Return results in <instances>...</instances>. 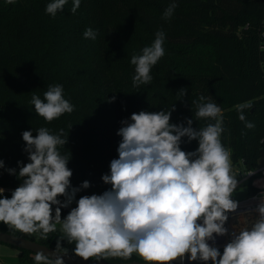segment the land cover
<instances>
[{
	"label": "trees",
	"instance_id": "trees-1",
	"mask_svg": "<svg viewBox=\"0 0 264 264\" xmlns=\"http://www.w3.org/2000/svg\"><path fill=\"white\" fill-rule=\"evenodd\" d=\"M50 2L0 0V186L17 188L23 182L7 169L18 174V162H29L24 131L35 136L40 127L53 134L63 129L67 143L59 151L70 157V185L90 183L76 193L70 208L61 209L63 219L82 196L111 189L102 176L119 158L122 137L117 132L123 120L174 106L171 123L187 126L188 118L194 128L204 127L214 121L196 119L194 101L200 96L222 109L221 140L231 149L232 163L249 169L259 165L264 151V0H175L168 19L163 13L173 0H81L75 14L70 11L73 0H67L55 17L46 13ZM89 28L95 39L84 37ZM160 30L165 55L153 66L152 81L133 87L131 57L142 54ZM56 84L63 86L74 110L46 122L30 101L33 94L43 99L48 86ZM242 103L251 104L244 114L255 125L252 129L238 118L236 105ZM197 147L198 141L182 138L183 151ZM0 230L55 248L61 235L58 228L48 239L39 233L27 236L2 222ZM61 246L74 253V243L63 239ZM19 250L21 264H36L35 253ZM135 259L141 258L133 254Z\"/></svg>",
	"mask_w": 264,
	"mask_h": 264
},
{
	"label": "clouds",
	"instance_id": "clouds-1",
	"mask_svg": "<svg viewBox=\"0 0 264 264\" xmlns=\"http://www.w3.org/2000/svg\"><path fill=\"white\" fill-rule=\"evenodd\" d=\"M66 4L67 0H52L46 13L55 17ZM80 4L81 0H73L71 13L75 14ZM176 7L173 0L163 18H170ZM84 37L95 39L96 33L89 28ZM164 41L165 33L157 31L142 54L132 55L133 87L152 81L151 70L165 55ZM180 92L185 95L186 90ZM30 103L46 122L74 110L59 84L49 85L43 99L33 94ZM194 103L196 119L214 123L200 128H194L193 119L188 118L187 126L171 123L174 106L169 111H140L123 120L117 132L122 137L117 149L119 158L111 161L110 174L102 176L111 189L101 195L82 196L63 219L61 209L68 208L76 193L89 188L90 183L71 187L72 171L67 166L70 157L59 151L67 143L63 129L53 134L47 127H40L35 136L24 131L29 162H18V174L15 169H7L23 182L11 198L3 196L5 189L0 188V222L22 234L39 233L42 239H48L59 226L61 235L55 251L51 255L36 252V264H65L63 256L68 249L61 246L63 239L75 244V256L97 262L129 261L136 254L145 264H171L187 254L189 261L212 264H264V193L256 206V221L250 229L245 227L234 234L222 255L208 243L228 232V213L238 208V202L232 199L238 181L232 172L231 149L221 140L225 131L222 109L204 96ZM248 108L251 104L236 105L239 120L252 129L255 125L244 114ZM185 137L189 143L198 141L195 151L181 149Z\"/></svg>",
	"mask_w": 264,
	"mask_h": 264
},
{
	"label": "built area",
	"instance_id": "built-area-1",
	"mask_svg": "<svg viewBox=\"0 0 264 264\" xmlns=\"http://www.w3.org/2000/svg\"><path fill=\"white\" fill-rule=\"evenodd\" d=\"M232 172L236 175L238 181L237 186L244 184L246 189V195L236 199H232L238 202V208L235 212L228 213L229 219L225 224L228 232L224 236H215L214 241L210 240L208 243L210 246L216 247L219 250H224V247L229 243L234 234H239L240 230L247 227L251 228L252 224L258 218V212L256 206L261 202V194L264 193V164L258 165L255 168H245L242 164L232 163ZM251 173V174H250ZM250 174V175H249ZM253 187L255 190L250 191ZM4 188L5 192H13L15 188Z\"/></svg>",
	"mask_w": 264,
	"mask_h": 264
},
{
	"label": "water",
	"instance_id": "water-1",
	"mask_svg": "<svg viewBox=\"0 0 264 264\" xmlns=\"http://www.w3.org/2000/svg\"><path fill=\"white\" fill-rule=\"evenodd\" d=\"M0 242L14 246L18 249L29 250L33 253L43 251L47 255H51L55 251V247L48 246L47 244L41 243L37 240H33L29 237L19 235L16 233H10L0 230ZM221 255L223 250H219ZM65 264H145L142 259H135L129 261H114V260H101L99 262L94 259L83 260L82 258L75 256L74 253L68 252L66 256H63ZM219 259V257H218ZM211 261H189L187 254L183 259L177 258L172 261L171 264H211Z\"/></svg>",
	"mask_w": 264,
	"mask_h": 264
},
{
	"label": "rangeland",
	"instance_id": "rangeland-1",
	"mask_svg": "<svg viewBox=\"0 0 264 264\" xmlns=\"http://www.w3.org/2000/svg\"><path fill=\"white\" fill-rule=\"evenodd\" d=\"M5 21L8 22V20ZM262 164H264V151H262V157L259 160V165ZM245 195H246L245 186L244 184H240L239 186H237V189L233 193L232 197L239 199ZM57 227L59 228V226ZM20 256H21V251L18 248L0 242V264H21Z\"/></svg>",
	"mask_w": 264,
	"mask_h": 264
}]
</instances>
